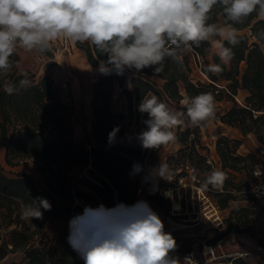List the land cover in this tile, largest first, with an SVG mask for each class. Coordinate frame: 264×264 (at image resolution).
<instances>
[{
	"label": "trees",
	"instance_id": "1",
	"mask_svg": "<svg viewBox=\"0 0 264 264\" xmlns=\"http://www.w3.org/2000/svg\"><path fill=\"white\" fill-rule=\"evenodd\" d=\"M209 17L208 23H231L226 20L220 4L213 6ZM233 26L238 29L240 42L233 47L235 55L227 66L221 64L211 44L206 41L185 54L182 64L166 58L160 73H155L152 68H145L140 72L130 69V87L123 86L125 72L123 75H99L93 83L91 98L94 115L91 130L96 143L75 137L69 91L65 93L49 72H44L35 79L30 71L19 70L17 63L20 57L16 51L10 57L13 68L8 76L16 86V91L9 95L0 86V150L4 149V159L9 165L33 161L42 173L45 186L39 188L31 173L25 170L7 174L0 163V226L2 223L15 224L0 242V257L6 251L18 249L24 254L23 264H84L79 253L68 242L70 230L60 231L57 236L34 237L35 229H31L25 219H21V210L35 197H43L51 204L50 211L42 209V218L31 219L35 223H41L47 214L58 216L78 208L80 205L75 203V196L86 198L84 191L77 185L78 182L92 188L105 210L122 204L131 205L136 200L139 186L148 187L149 197L154 200L163 198L158 192L160 182L152 178L146 167V163L153 165L150 157L158 148L148 151L138 143V139L129 136L120 122L124 114L111 109L116 85L122 87L130 110L134 100L139 117L141 112L138 111V106L147 93L156 95L163 102V97L167 100H180L184 96L182 90L190 97L211 92L215 102H226L223 111L218 113L222 122L238 128L243 134L255 132L262 138L264 17L254 11L244 23ZM245 28L247 31L243 30ZM225 44L232 47L227 42ZM80 47L92 64L106 62L108 59L107 54L100 53L88 41L83 42ZM193 62L204 73V78L192 76L195 68ZM213 63L221 64L223 71L219 74L206 72V66ZM152 76L162 80L160 87ZM3 79L0 77V82ZM22 79L29 81L27 87L20 86ZM239 89L246 91L242 102L236 99ZM147 119V114L143 113L144 125ZM117 127L119 131L114 141L109 143L108 134ZM175 132L176 139L182 145L176 152L168 154V165L181 166L192 152L196 158L202 161L206 159V152L196 148V143H200L199 125L184 129L178 126ZM235 148L236 145L231 143L229 137L221 136L217 139L216 151L222 168L252 173L257 162H247L246 159L254 157V153L234 154ZM134 164L141 166L139 173L133 172ZM75 167L79 168L78 173L72 172ZM82 172H86L89 177L83 176ZM239 182L241 180L233 183L235 189H240L242 183ZM250 183L248 180L246 185L249 186ZM222 190L216 189L221 194L218 198L221 206H225L229 199H238L231 188L223 187ZM104 221L106 220L100 216L88 217L84 221L87 223L85 229L90 231ZM231 225L232 221L228 219L227 229ZM216 237L217 235L214 239Z\"/></svg>",
	"mask_w": 264,
	"mask_h": 264
},
{
	"label": "clouds",
	"instance_id": "2",
	"mask_svg": "<svg viewBox=\"0 0 264 264\" xmlns=\"http://www.w3.org/2000/svg\"><path fill=\"white\" fill-rule=\"evenodd\" d=\"M217 4L223 6L231 23H208ZM254 11L264 17V0H0V77L4 78L0 86L9 95L16 91L8 76L13 68L10 57L17 49L43 54L61 37L73 43L88 41L107 54V61L97 69L104 75L145 68L160 73L166 58L182 64L185 54L206 41L227 66L235 55L233 47L240 42L233 25L244 23ZM221 64H209L205 71L219 74ZM28 84L27 79L20 80L21 87ZM181 103L186 112L173 111L156 95L143 97L138 106V111L148 116L146 130L139 134L143 148L156 149L174 142L173 129L183 125L185 118L191 126H198L215 115L211 92L185 95ZM118 131L117 127L108 134L109 143ZM140 171L141 166L134 164L133 172ZM151 176L169 182L174 178L166 163H160ZM226 179L225 172L213 170L201 188L211 185L222 189ZM118 208L122 212L117 218L86 233L79 227L82 217L70 221L68 242L84 264H181L178 257L170 255L177 248L176 240L164 231L163 221L146 201ZM42 209L50 211V202L35 197L23 206L21 219H40ZM89 211L85 208V214ZM183 264L196 261L185 257Z\"/></svg>",
	"mask_w": 264,
	"mask_h": 264
},
{
	"label": "rangeland",
	"instance_id": "3",
	"mask_svg": "<svg viewBox=\"0 0 264 264\" xmlns=\"http://www.w3.org/2000/svg\"><path fill=\"white\" fill-rule=\"evenodd\" d=\"M243 30L247 31V28ZM216 39H219V37H216ZM81 44H83V42L73 43L70 40L61 37L52 42L50 51L43 54L35 51L28 52L23 49H17V53L20 57L17 63V68L19 70L30 71L34 74L35 79L44 72H49L53 76L57 85L61 87L65 93H67V91L70 93V100L73 105L72 123L75 137L84 141L96 143L93 139V133L91 130V122L94 120L91 108V98L93 93V83L96 78L101 75L97 71L100 63H90L86 58L85 52L80 47ZM194 67L192 76L195 78H204L205 75L199 69V66L194 63ZM131 74L132 72L129 70L125 71L123 86L130 87L129 78ZM152 78L156 81V85L160 87L162 80L156 76H152ZM85 88L88 90H85ZM245 94L246 92L244 93L242 92V89H239L236 94V99L239 102H242ZM150 95L153 94H146V96ZM182 100L183 99L178 101L167 100L163 97V102L173 111L186 112V108L181 103ZM225 105L226 102L224 101L215 102L214 117L205 122H201L199 125L200 143H196V148L201 152H206V159L202 161L196 158L192 152V154L189 155V158H186L184 162L196 166L200 176V185L206 176L213 170H221L225 172L227 179L225 180L223 187L231 188L232 192L238 196V199H229L225 206H221L218 201L221 194L216 192L217 188L209 185L206 190L202 188V191L197 192L194 184L186 177L187 173L185 169L180 168V165L172 167V164H169V168L174 174L173 180L169 182L164 179L155 178L160 182L158 192L163 198L156 201L149 197L148 187L139 186L136 192V200L129 206L135 205L138 201H146L152 211L157 213L163 221L164 231L166 233H168L167 228L170 225L175 224L173 219L181 223L197 222L192 225H187L188 231L185 234L174 236V239L177 242L175 252H182L195 245L202 247L204 244H215V235L211 236L212 229L216 228L219 220L227 222L228 227L229 219L232 221V225L228 230L234 231L235 233L233 242L247 245L249 253L239 255L232 261L231 256L221 255L214 261L208 260L203 264H264V252L260 250L261 246H264V192L257 196L250 190V187L255 182L264 184V159L258 154L259 148L264 147V128H262L260 132L262 138H259V134L255 132L243 134L238 128L222 122L219 119L218 113L223 111ZM135 107V102L132 100V110H130L127 96L122 91V87L116 85L112 95L111 109L124 114V117L120 122L132 139L139 140V134L146 130V125L143 124V113H141L140 117L137 116ZM187 126L191 125L188 124L187 118H185V123L180 125V128L184 129ZM176 129L177 127L173 129L175 135ZM221 136L229 137L231 143L236 145L234 154L240 153L246 155L248 153H254L255 156L248 157L246 161L257 162L254 165L255 169H262V171L255 174L254 170L252 173H246L244 170H233L228 167L222 168L220 156L216 151V141ZM140 145L142 146V144ZM181 145L182 144L177 139L167 145H161L154 151L153 156L150 157L153 165L146 163V167L152 173L160 163H166L168 154L176 152ZM149 150L151 149H148V151ZM228 159L229 161L231 160L230 158ZM0 163L3 165L4 171L7 174H12V172L16 170H25L31 173L39 188L45 186L42 179V173L33 161L9 165L4 159V149H1ZM72 172L78 173L79 168H73ZM81 174L85 177H89L86 172H82ZM179 176L185 177L184 181L187 182L186 190L181 184H179ZM239 180H241L239 183H242L240 189H235L233 183ZM248 180L251 181L249 186L246 185ZM77 185L86 194V198L75 196V203L80 205L78 208L72 209L71 211L62 213L58 216L47 214L41 223H35L31 221V219L25 220L26 223L30 225L31 229H35L36 233L34 237L39 238L44 235L57 236L60 231L70 230V221L74 217H82L79 227L86 233L88 232V230L85 229L87 223H84V221L88 217L100 216L107 221L117 218L122 212L118 206L105 210L100 199L95 195L90 186L81 182H78ZM168 186L171 187V196H165L163 194V189ZM192 190L194 192H192ZM220 191L223 190L220 189ZM173 199H177L181 203V208L177 210V212L179 211V215L174 218L166 217L167 214H170V216L173 214L170 212L171 210L173 211ZM85 208L90 209L87 214H85ZM14 225V223H10L9 225H5V223L1 224L0 242L7 237L9 230ZM221 244L224 243L221 242ZM227 246L228 245H226V247ZM24 260L25 257L21 250H9L0 257V264H23Z\"/></svg>",
	"mask_w": 264,
	"mask_h": 264
},
{
	"label": "crops",
	"instance_id": "4",
	"mask_svg": "<svg viewBox=\"0 0 264 264\" xmlns=\"http://www.w3.org/2000/svg\"><path fill=\"white\" fill-rule=\"evenodd\" d=\"M242 92H246L245 90L242 89ZM182 93L185 96V92L184 90H182ZM184 96L181 98L183 99ZM171 213H173L171 216L170 214H167L166 217H178L179 213L178 212H173L172 210L170 211ZM212 219V218H211ZM173 222H175L174 225H170L167 228V232L170 233L173 237L174 236H181L183 234H185L188 231V226L187 225H192L195 224L197 222L194 223H181L178 222L177 220L173 219ZM212 235H217V237L215 238V244L213 243H209V245H212L214 253L217 255V258L220 257L221 255H229L231 256V261L236 259L239 255L242 254H247L249 253V250H247V245L243 244V243H234L233 239L235 238V233L234 231H230L227 229V222H225L224 220H219L217 222V226L216 228L212 229L211 231ZM221 242H223L224 244H221ZM228 245L226 247V245ZM220 247V248H218ZM220 249V250H219ZM174 253H178V258L181 261V264L183 263V258H182V252H173L170 253V255L173 256ZM215 260V259H214ZM214 260H210V261H214Z\"/></svg>",
	"mask_w": 264,
	"mask_h": 264
},
{
	"label": "built area",
	"instance_id": "5",
	"mask_svg": "<svg viewBox=\"0 0 264 264\" xmlns=\"http://www.w3.org/2000/svg\"><path fill=\"white\" fill-rule=\"evenodd\" d=\"M139 143L142 144L140 139H139ZM258 154L261 156L262 159H264V147L259 148ZM180 168L185 169V171L187 173L186 177L194 184V187L196 188L197 192L202 191V188L200 185V176L198 174L196 166L194 164L185 162L180 166ZM261 171H262V169H254L255 174H258ZM184 178L185 177H183V176H179L178 182L186 190L187 182L184 181ZM250 190L255 195L258 196L262 192H264V184L255 182L250 187ZM192 192H194V191L192 190ZM205 246H206V244H204L202 247L195 245V246H192L190 249L183 251L181 254L183 260L185 259V257H191L194 261H196V264H203L205 261L216 259L217 255L214 253L212 245H209L210 248H206ZM260 250L262 252H264V246H261ZM173 256L177 257L178 253H174Z\"/></svg>",
	"mask_w": 264,
	"mask_h": 264
},
{
	"label": "bare ground",
	"instance_id": "6",
	"mask_svg": "<svg viewBox=\"0 0 264 264\" xmlns=\"http://www.w3.org/2000/svg\"><path fill=\"white\" fill-rule=\"evenodd\" d=\"M85 90H88L87 88H85ZM163 194L165 196H171V187H165L163 189ZM181 208V203L177 200V199H173L172 200V209L173 211L176 213L178 209ZM179 212V211H178ZM206 248H210L209 244H206L205 246Z\"/></svg>",
	"mask_w": 264,
	"mask_h": 264
}]
</instances>
